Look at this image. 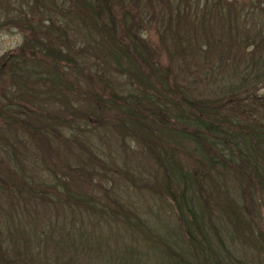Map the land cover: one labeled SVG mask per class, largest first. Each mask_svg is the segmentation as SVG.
I'll list each match as a JSON object with an SVG mask.
<instances>
[{"label":"trees","instance_id":"obj_1","mask_svg":"<svg viewBox=\"0 0 264 264\" xmlns=\"http://www.w3.org/2000/svg\"><path fill=\"white\" fill-rule=\"evenodd\" d=\"M262 1L243 5L258 10ZM20 4L17 10L28 13L15 21L24 26L20 33L32 35L24 38L18 56H7L11 83L0 93V264H97L93 259L101 251L87 244L86 234H110V225L132 241H156L148 228L152 216L115 199L116 177L99 167L108 162L86 157L85 151L102 155L104 137L97 140L102 131H113L116 142L148 147L149 158L165 171L153 194L162 204L171 199L176 238L184 240L181 247H166L171 264H208L203 244L215 263L236 264L240 249L264 254L242 205L258 199L256 190L264 192V122L252 121L243 108L264 80V71H258L264 65L252 59L258 70L235 73L223 93H210L216 87L210 79L219 70L213 61L221 63V54L208 50L209 44L224 46L222 41L234 49L239 39L254 55L264 48L262 28L241 30L228 0H54L47 6L61 12L55 20H34L30 14L37 5ZM68 8L81 14L72 16ZM7 12L6 7L2 17ZM232 14L236 31L227 24ZM214 37L222 41L211 43ZM194 41L205 43L199 48ZM197 60L201 63L192 64ZM224 95L238 106L236 122L230 115L221 120L223 106L217 102ZM92 118L98 121L91 125L98 131L96 144L85 135ZM101 177L109 186L96 184ZM130 186L139 189L130 192L143 191L142 182ZM89 191L99 194L93 198ZM26 209L35 212L31 220L37 227L16 228L14 223L29 216ZM79 218L88 230L75 224ZM237 232L253 245L241 239L229 246L224 239L235 243ZM77 241L86 244L77 247ZM79 257L92 263L76 261Z\"/></svg>","mask_w":264,"mask_h":264},{"label":"rangeland","instance_id":"obj_2","mask_svg":"<svg viewBox=\"0 0 264 264\" xmlns=\"http://www.w3.org/2000/svg\"><path fill=\"white\" fill-rule=\"evenodd\" d=\"M53 1L54 0H0V93L6 91L9 83H11V79L8 77L9 75L6 72L8 69V61L6 59L7 56H18L20 54V48L24 44V38L31 39L32 35V33L29 31H26L27 35H23L22 33H20L24 26L17 24L15 21V18L21 16L22 12L28 13V9H26L27 11H21V9L17 10L22 6V4L20 3L37 5L38 10L30 14V17H32V19L34 20L48 18H52L53 20H55L61 18L62 14L58 9H51V7L47 6V4ZM228 1H232V3L234 2L232 9H234V14L239 17L238 26L241 30H246V27H249V29H255L256 31L259 28H262L264 32V0L258 7V10L243 5L251 4V2L254 0ZM141 2L145 1H140V3ZM123 4L126 5V2H124ZM24 6L27 7L26 5ZM6 7L8 9L7 13L9 17H2V14L5 11ZM69 10H71L70 14L72 16L81 14L79 10L68 8V11ZM227 24L232 26L233 31H236V29L238 28L236 27L237 23L233 21V14L231 15V20ZM66 25H68V21H66ZM66 28L71 29V26H67ZM220 41H222L220 37L211 38V43L219 44ZM236 41L239 42L234 49H231V46L226 45V41H222L225 44L224 46L215 49L212 48L209 44L208 50L211 53H217V57L221 54V63L213 61L214 63H216L219 70L215 71L214 75L212 76V80L209 78L211 87L216 86L215 88H213V90L212 88L209 89L210 93H223V91L227 87V83L232 81L233 75L235 73L239 74L240 76H245L258 70L252 67V59L253 62H258V64L262 62L260 65H264V60L260 59H264V48L261 49L260 52L251 55V47H249L245 41L241 42L239 39H237ZM249 42L253 44V40H249ZM203 43L205 42L194 41V44L199 48H201V45ZM263 45L264 42L262 43V46ZM34 58L36 60L38 56ZM197 63L199 64L201 62L198 60L192 61V64L196 65ZM258 71H264V67H262V69ZM198 87L201 91L202 86L198 84ZM202 93L205 94L204 92ZM251 94L253 97L252 101L248 100L243 108L246 110V112L250 116L249 118H251L252 121L261 120L262 122H264V80L262 81L260 87H258L257 89L253 88L251 90ZM255 96H257L258 98H254ZM221 99L223 101L217 102L223 106V114L221 120L224 121L225 117H227V115H230L231 120L233 122H236L235 118H237L238 116V106H235L234 104L230 105L228 96L224 95L221 97ZM211 100L214 101V99ZM244 116L248 118L246 114H244ZM97 122L98 121L95 118H92L91 121L88 122V128H92L91 125H96ZM97 132V128H92V131L85 133V135L91 137H89L88 139L92 144L98 143L97 140L100 141V139L104 137V139H102V144H100L103 147V150L101 151L102 155L100 154V151H94L92 153H88L85 151L86 157L93 158L95 156L108 162V166H106L101 161L102 163H100L99 167L103 169L105 173L108 171L109 173H112V176L115 175L116 178L113 184L115 190V199L119 203H122L124 206L129 207L130 210H134L146 218L152 216V221L149 223L148 228L149 230L153 231L152 234L154 238H156V241L147 239H137L136 242L132 241L130 239L131 237L126 235V233H121L115 225H110L111 229H108L110 230V234L107 233L103 236L100 235L99 232L96 234H94L95 232H89L88 234H86V236H89L87 244L91 248H93V244H97L94 247L96 248V250H98L99 248L101 251H97V253L99 254V260H96V257H94L95 259L92 258L94 263L95 261H98L97 264H114L115 262L117 264H139L141 263L140 261H142V263L145 264L144 262L148 260L154 264H160L161 262L163 264H171V261L166 255V247H181L182 245L180 243L184 244V240L182 235V241H179V239L176 238L179 235L178 229L175 226L174 222V217H177V212L175 206L171 205L170 203L171 199L166 200V202H163L164 204H162L160 202L159 196L153 194L154 192H157L155 185H157V182H162L161 177L165 175V171L161 166H157L154 160H151L149 158L150 154L148 147H145L143 145L137 146L138 144L136 143H128V140L123 141L120 138L118 142L123 147L122 149H120L118 142H116L115 135L112 134L113 131L108 133L102 131L99 132V134H97ZM10 133V131H6L5 135L10 136ZM96 134L98 137V139L96 138L97 140L95 139ZM117 146L119 149L117 148ZM121 150H123V152ZM152 158L154 159L153 155ZM117 170H120V175L118 176L116 175ZM103 177L97 178L96 184L99 187H102L103 185L104 187L109 186L106 183L105 178ZM112 178L113 177L109 178V183H111L110 180ZM136 182H142V192H130L139 191L138 188L135 189L130 186V184ZM116 183H120V185ZM90 194L91 192L89 191V195ZM98 194L99 193L94 192L91 194V196L93 198H96L95 195ZM255 195H258V199H256L255 201H252V199H248L246 204L243 203L242 205L244 208L246 207L247 212H249L248 218L251 223L255 225L256 231L260 235V242L262 243V245H264V201L262 199V195H264V192L256 190ZM100 197L101 196H98V198ZM138 199H140L141 201H139ZM144 203H146V205ZM167 203H169L168 207L167 205H165ZM210 203L213 208L212 213L215 214L216 211L219 210L216 208L213 200H211ZM25 213L29 214V216H27V219H22V221H20V223L18 224L14 223V225H16V228H25L32 226L37 227L36 223L31 220L32 217H35L32 216V213L35 212H29V210L26 209ZM64 213L67 214V212L65 211ZM93 220L94 222H96L95 225H100V227L102 226L103 229L106 228L105 224L100 222L98 223L95 219ZM78 222H82L80 218L75 224H77V226L79 227H83V229L81 228L82 232L89 229L86 224L82 226ZM177 223L179 225V222ZM223 227L224 226L221 225V231L225 230V227ZM98 228L99 227H96L95 229ZM236 234L238 235V241L236 240L235 243L227 238L224 239L227 243H229V246H231V244L235 245L237 243H240L241 239L244 241V244L253 245L245 233L239 234L237 232ZM207 240H209L212 245L213 239L206 238V241ZM74 244H76L75 246L77 247H81L82 244L85 245L86 243L77 241ZM163 245L166 246L164 247ZM201 248L204 255L207 257L208 264H223L221 262L222 260L215 263L210 259L211 255L208 252H204V250L209 248L205 244H203ZM86 252L91 253V251L89 250ZM70 255L78 256V253L72 251ZM133 255H135V257H133ZM236 256L238 257V261L236 264H264V254L257 255L248 252L245 253L244 250L240 249L236 253ZM85 258L79 257L76 259V261L92 263L90 259H88L87 257ZM132 258L136 259L132 261ZM188 260L192 263V260L194 259L192 257H189Z\"/></svg>","mask_w":264,"mask_h":264}]
</instances>
